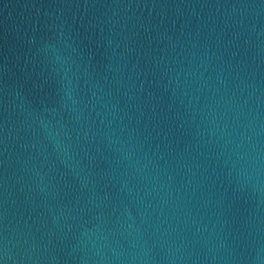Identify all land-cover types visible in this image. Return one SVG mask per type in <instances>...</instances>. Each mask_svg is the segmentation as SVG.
Segmentation results:
<instances>
[{
	"label": "water",
	"instance_id": "water-1",
	"mask_svg": "<svg viewBox=\"0 0 264 264\" xmlns=\"http://www.w3.org/2000/svg\"><path fill=\"white\" fill-rule=\"evenodd\" d=\"M0 264H264V0H0Z\"/></svg>",
	"mask_w": 264,
	"mask_h": 264
}]
</instances>
